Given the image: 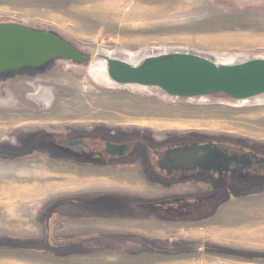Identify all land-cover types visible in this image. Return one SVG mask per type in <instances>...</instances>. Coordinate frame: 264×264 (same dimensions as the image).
Segmentation results:
<instances>
[{"label": "rangeland", "instance_id": "374dc122", "mask_svg": "<svg viewBox=\"0 0 264 264\" xmlns=\"http://www.w3.org/2000/svg\"><path fill=\"white\" fill-rule=\"evenodd\" d=\"M0 23H25L32 29L51 32L93 55V62L83 70L65 61H58L54 66L49 76L52 80L46 84L54 87V99L62 115L76 114L85 117L80 120H104L112 126L148 128L157 133L197 132L264 144V103L235 106L217 101L168 100L155 93L102 85L101 73L93 68L100 52L168 50L196 52L218 59L264 57L262 2L0 0ZM26 88L29 93L30 83ZM18 91L25 94L24 89ZM43 96L49 100L46 94ZM16 108L22 110L20 104ZM6 130L0 128L1 136ZM3 166L0 165V184L13 181L15 177L29 180L30 175L41 172L38 167ZM35 181L41 180L37 178ZM49 194L31 198L20 208L11 207V215L0 206V236L41 239L40 217L58 197ZM261 208H264V192L233 199L224 204L213 219L196 224L192 234L199 232L202 236L193 241L203 245L202 251L207 255L226 261L202 264H264V259L234 258L206 249L211 246L264 254V245H251L241 240L253 236L264 241V213L256 211ZM226 213L230 218L223 223L222 217ZM227 232H230L233 242L218 240L227 239ZM20 248L0 249V264L75 263L69 260L71 256L60 259Z\"/></svg>", "mask_w": 264, "mask_h": 264}, {"label": "flooded vegetation", "instance_id": "af4514ba", "mask_svg": "<svg viewBox=\"0 0 264 264\" xmlns=\"http://www.w3.org/2000/svg\"><path fill=\"white\" fill-rule=\"evenodd\" d=\"M240 1L264 3V0ZM64 41L82 57L90 59L88 64L64 60L68 65L81 70L91 65V53ZM59 60H51L38 68L0 73V128L7 129L4 136L0 134L1 166L137 171L151 189L197 188L194 192L167 196H148L134 191L107 197L115 200L119 196L130 204H141L151 216H164L176 223L209 220L233 199L264 192V144L197 132L157 133L148 128L112 126L104 120H80L85 117L76 114L62 115L54 99V87L46 84L52 80L49 76ZM29 83L31 91L27 93ZM20 89L25 94L19 93ZM45 94L49 100L44 98ZM17 104L22 110L16 108ZM203 152H206L205 158ZM112 212L125 213L117 210L107 213ZM98 236L134 239L129 235ZM0 239L15 238L0 236ZM17 240L29 243V247L20 249L52 252L54 257L69 254H60L61 247H51L46 238ZM8 248L16 247L0 246V249Z\"/></svg>", "mask_w": 264, "mask_h": 264}, {"label": "crops", "instance_id": "0c3cea01", "mask_svg": "<svg viewBox=\"0 0 264 264\" xmlns=\"http://www.w3.org/2000/svg\"><path fill=\"white\" fill-rule=\"evenodd\" d=\"M40 171L30 175L29 180L15 177L13 181L0 184L2 185L0 206L5 207L9 214L11 207L20 208L26 205L25 197L30 200L49 193V195L58 196L40 217L43 237L37 241L45 240L47 234L48 244L55 249L61 247L59 249L62 255L69 253L67 257L71 256L69 260L75 261L73 264L226 263V261H220L219 258L207 255L202 251L204 246L193 241L202 236L199 232L192 234L195 225L200 222H172L164 216H151L141 204V206L130 204L119 196H116L115 200L107 198L113 194H132L134 191L143 192L148 196H167L173 193L194 192L197 188L183 186L175 191L151 189L137 171L61 169H41ZM37 178L41 181H35ZM109 210L125 213L114 214L112 212L113 214H109L107 213ZM256 211L264 213V208ZM248 212L253 213L254 211L249 210ZM222 218V222L225 223L230 216L226 213ZM229 234L230 232L225 234L227 239L218 240L232 241ZM98 235H129L143 240L115 239ZM262 239L252 236L241 240L251 245L262 246L264 245ZM150 246L167 250L180 248L198 250L174 256L151 252ZM80 250L85 254L80 253ZM81 254L83 257H80Z\"/></svg>", "mask_w": 264, "mask_h": 264}, {"label": "water", "instance_id": "95a60500", "mask_svg": "<svg viewBox=\"0 0 264 264\" xmlns=\"http://www.w3.org/2000/svg\"><path fill=\"white\" fill-rule=\"evenodd\" d=\"M100 52L93 68L105 66V85L155 93L168 100L221 102L240 106L264 103V57L218 59L188 51L145 50L139 53ZM88 64L63 39L25 23H0V73L38 68L51 60ZM99 83V82H98ZM101 84V83H100ZM204 158L206 152H203ZM48 235L46 234V240ZM0 246L29 247L17 239Z\"/></svg>", "mask_w": 264, "mask_h": 264}, {"label": "trees", "instance_id": "16d2710c", "mask_svg": "<svg viewBox=\"0 0 264 264\" xmlns=\"http://www.w3.org/2000/svg\"><path fill=\"white\" fill-rule=\"evenodd\" d=\"M114 238H126V237L118 236ZM132 238L143 240L136 236ZM149 249L151 250V252H159V253H164V254H169V255L170 254L179 255V254L190 253V252L198 250V249L193 250L191 248H180V249H174V250H167V249L152 248V247H149ZM206 249H208L209 252H213L215 254H220L223 256H230L234 258L257 259V260L264 259V254H256V253L254 254V253H249L245 251L225 249L221 247H211V246L206 247ZM47 253L53 254L52 252H47Z\"/></svg>", "mask_w": 264, "mask_h": 264}, {"label": "bare ground", "instance_id": "6f19581e", "mask_svg": "<svg viewBox=\"0 0 264 264\" xmlns=\"http://www.w3.org/2000/svg\"><path fill=\"white\" fill-rule=\"evenodd\" d=\"M105 55H108V56H113L112 54H110V53H105ZM100 68H102V70H99V72L101 73V80L102 81H104L105 82V73H104V71H105V66H101ZM107 80V79H106ZM19 183V182H18ZM10 184V183H9ZM27 184V183H26ZM2 186V185H1ZM0 186V187H1ZM9 186H11V185H9ZM31 186V185H30ZM6 187V186H5ZM29 187V186H28ZM15 188V187H14ZM3 189V188H2ZM12 189V188H11ZM16 190V189H15ZM38 191V190H37ZM9 192V191H8ZM46 193V192H45ZM5 194V193H4ZM3 195V194H2ZM6 195V194H5ZM1 196V195H0ZM6 196H8V195H6ZM15 197H16V195H14ZM33 196V195H32ZM11 197V196H10ZM14 197V198H15ZM13 198V197H12ZM11 198V199H12ZM18 198V197H17ZM28 198V197H27ZM26 197L24 198V199H26V201L28 200ZM31 198V197H30ZM35 198V197H34ZM5 199H7V198H5ZM2 200V199H1ZM4 200V199H3ZM21 200V199H20ZM15 201V200H14ZM25 201V200H24ZM2 202V201H1ZM10 202H12V201H10ZM23 202V201H22ZM13 205V204H12ZM5 206V205H4ZM15 206V205H14ZM5 208V207H4ZM6 209V208H5ZM243 232V231H242ZM229 233V232H228ZM245 235V234H244ZM257 239V238H256ZM262 239V238H261ZM244 240V239H243ZM250 240V239H249ZM252 241H254V240H252ZM257 241V240H256ZM250 242V241H249ZM255 242V241H254ZM259 242V241H258Z\"/></svg>", "mask_w": 264, "mask_h": 264}]
</instances>
